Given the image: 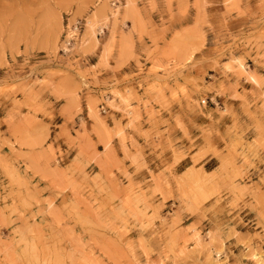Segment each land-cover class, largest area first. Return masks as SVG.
Wrapping results in <instances>:
<instances>
[{"label": "rangeland", "instance_id": "obj_1", "mask_svg": "<svg viewBox=\"0 0 264 264\" xmlns=\"http://www.w3.org/2000/svg\"><path fill=\"white\" fill-rule=\"evenodd\" d=\"M112 3L0 0V264H264V0Z\"/></svg>", "mask_w": 264, "mask_h": 264}, {"label": "built area", "instance_id": "obj_2", "mask_svg": "<svg viewBox=\"0 0 264 264\" xmlns=\"http://www.w3.org/2000/svg\"><path fill=\"white\" fill-rule=\"evenodd\" d=\"M125 2L126 0H113L112 6L114 10H117L118 8H121L122 6H124ZM84 26H85V21L83 20H78L75 24L71 26L67 25V28L64 34L63 44L60 50L62 55H68L69 53L72 52L75 45H79L81 43ZM104 32H105V29L100 30L99 36ZM211 102H212V99H211ZM207 103H208V99L203 101V104H207Z\"/></svg>", "mask_w": 264, "mask_h": 264}, {"label": "crops", "instance_id": "obj_3", "mask_svg": "<svg viewBox=\"0 0 264 264\" xmlns=\"http://www.w3.org/2000/svg\"><path fill=\"white\" fill-rule=\"evenodd\" d=\"M135 67V66H134ZM134 70H136V68H133V69H130V70H122L121 72H120V74H115V73H111V72H105V74L102 76V78L103 79H110V78H113L114 77V75L117 77V78H119V79H121L125 74H127V75H130V74H132V73H134L133 71ZM135 80V79H134ZM131 83V81H129V82H125L124 84H123V86L122 87H124V85H127V84H130ZM141 142V141H140ZM139 142V143H140ZM60 145H61V147H63V142H60L59 143ZM114 144H116L117 145V152H118V155H119V157H120V150H119V145H118V143H117V140H115L114 141ZM115 145V146H116ZM66 150V149H65ZM154 162H155V160L153 161V165L151 166V169L152 170H154L155 171V173L157 172V170H158V164H155L154 165ZM207 164V163H206ZM147 175H146V172H143L142 174H139L138 176H136V178L138 179V180H140V181H144V179H145V177H146ZM45 197H48V195H45Z\"/></svg>", "mask_w": 264, "mask_h": 264}]
</instances>
